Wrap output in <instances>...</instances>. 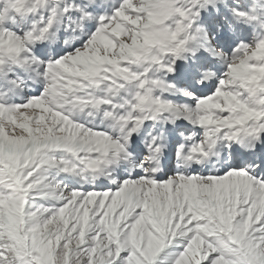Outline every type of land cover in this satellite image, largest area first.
I'll list each match as a JSON object with an SVG mask.
<instances>
[{"label": "snow or ice", "instance_id": "snow-or-ice-1", "mask_svg": "<svg viewBox=\"0 0 264 264\" xmlns=\"http://www.w3.org/2000/svg\"><path fill=\"white\" fill-rule=\"evenodd\" d=\"M0 89V264H264V0H0Z\"/></svg>", "mask_w": 264, "mask_h": 264}, {"label": "rangeland", "instance_id": "rangeland-1", "mask_svg": "<svg viewBox=\"0 0 264 264\" xmlns=\"http://www.w3.org/2000/svg\"><path fill=\"white\" fill-rule=\"evenodd\" d=\"M77 2H81V0H77ZM109 2H113V0H109ZM75 19V17H73ZM64 23H68L67 19L65 18ZM94 23V22H92ZM248 40H251L252 34L249 33L246 37ZM86 39V36L80 35L79 30L73 32L70 29H66L65 27L61 26L58 32V39L57 41L52 45L54 49L61 50V49H66V50H71L72 48H75L79 46L80 42L82 40ZM65 40L68 41V43H65ZM238 42V41H237ZM234 46V45H233ZM35 67V66H33ZM40 69H37L39 71ZM214 70L219 74L223 73L225 70V65L222 62H214ZM208 87L207 88H201L197 89L198 95H206L209 92H212L215 90L217 86V81L215 79L209 80L206 82ZM0 91H6L4 89H0ZM43 91V84L40 83L39 80H29L28 81V86L27 87H22L21 91L18 95L12 96V102L14 103H24L25 100L34 95H38L40 92ZM165 95H169L168 93H165ZM181 100H187V98H178ZM187 102L192 103L191 100H187ZM92 110L89 109H84L79 111V119L81 122H90L88 123V126H93L95 124L98 128L100 129H106L108 121H102V114H90ZM97 113H99V110H97ZM76 114H74L75 116ZM189 129H191V125L188 124L187 121H182ZM233 148H240V145L234 144L232 146ZM228 156V149H222L220 151V159L226 158ZM217 160V157H212V163H215ZM163 163V161H162ZM172 167L173 170H175L176 167V158L175 155L173 154V159H172ZM209 168H211V164H209ZM167 171V169H165ZM169 175H171V172H168ZM204 174H207V170H205ZM66 174L61 173L60 178H63ZM107 179L106 176L102 175H92L90 174L89 171H84L81 175L79 176H74V180L79 181L80 183L83 184V186L87 189L90 186H95L102 181H105ZM66 183H70V181H65ZM223 196L224 194H220ZM43 203H53V204H58L59 201L57 200L55 195H50L48 196L45 200L39 201ZM262 210H264V205H261ZM160 264H169V261L163 258V254L161 256Z\"/></svg>", "mask_w": 264, "mask_h": 264}, {"label": "trees", "instance_id": "trees-1", "mask_svg": "<svg viewBox=\"0 0 264 264\" xmlns=\"http://www.w3.org/2000/svg\"><path fill=\"white\" fill-rule=\"evenodd\" d=\"M242 2H246V0H242Z\"/></svg>", "mask_w": 264, "mask_h": 264}]
</instances>
